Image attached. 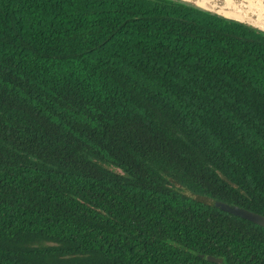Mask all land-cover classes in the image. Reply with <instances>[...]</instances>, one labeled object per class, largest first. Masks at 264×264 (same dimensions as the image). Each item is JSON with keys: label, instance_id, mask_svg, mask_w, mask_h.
<instances>
[{"label": "trees", "instance_id": "trees-1", "mask_svg": "<svg viewBox=\"0 0 264 264\" xmlns=\"http://www.w3.org/2000/svg\"><path fill=\"white\" fill-rule=\"evenodd\" d=\"M218 202L264 215V32L0 0V264H264V227Z\"/></svg>", "mask_w": 264, "mask_h": 264}, {"label": "bare ground", "instance_id": "bare-ground-1", "mask_svg": "<svg viewBox=\"0 0 264 264\" xmlns=\"http://www.w3.org/2000/svg\"><path fill=\"white\" fill-rule=\"evenodd\" d=\"M223 13L247 21L251 25L264 29V0H192Z\"/></svg>", "mask_w": 264, "mask_h": 264}, {"label": "water", "instance_id": "water-1", "mask_svg": "<svg viewBox=\"0 0 264 264\" xmlns=\"http://www.w3.org/2000/svg\"><path fill=\"white\" fill-rule=\"evenodd\" d=\"M175 1L185 2L187 4L196 6L198 8L206 10V11H208L210 13L215 14V15L221 16V17H223L225 19L232 20V21L244 24V25H246L248 27H251V28H254L256 30L264 32L263 28L251 25L250 23H248L247 21H244V20H240V19H237V18H234V17H228V16L224 15L223 13L218 12V11H216L214 9L208 8V7L200 5V4H196L192 0H175ZM217 206H218V208H220L223 211H226L228 213L234 214V215L239 216L241 218L247 219V220H249V221H251L253 223H256V224L264 227V215H262V214H260L258 212H254V211L248 210V209H246L244 207H241V206H238V205H235V204H228V203H225V202H218ZM200 256L203 257L205 255L204 254H200ZM206 258H207V260L212 261V262H222V258L221 257H216V256H214L212 254H207Z\"/></svg>", "mask_w": 264, "mask_h": 264}, {"label": "rangeland", "instance_id": "rangeland-1", "mask_svg": "<svg viewBox=\"0 0 264 264\" xmlns=\"http://www.w3.org/2000/svg\"><path fill=\"white\" fill-rule=\"evenodd\" d=\"M106 167H108V168H110V169H112L114 171L121 172V170L118 167H116V166L106 164Z\"/></svg>", "mask_w": 264, "mask_h": 264}]
</instances>
